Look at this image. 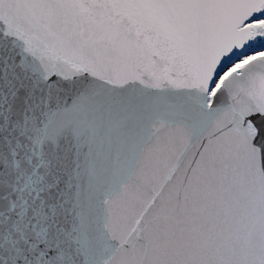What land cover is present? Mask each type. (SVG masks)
<instances>
[{
    "label": "snow or ice",
    "instance_id": "1",
    "mask_svg": "<svg viewBox=\"0 0 264 264\" xmlns=\"http://www.w3.org/2000/svg\"><path fill=\"white\" fill-rule=\"evenodd\" d=\"M0 264H264V0H0Z\"/></svg>",
    "mask_w": 264,
    "mask_h": 264
}]
</instances>
